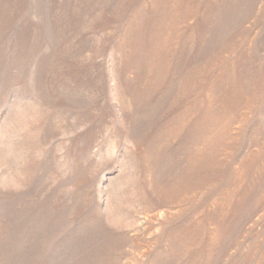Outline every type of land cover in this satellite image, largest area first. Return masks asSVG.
Returning a JSON list of instances; mask_svg holds the SVG:
<instances>
[{
    "label": "rangeland",
    "instance_id": "1",
    "mask_svg": "<svg viewBox=\"0 0 264 264\" xmlns=\"http://www.w3.org/2000/svg\"><path fill=\"white\" fill-rule=\"evenodd\" d=\"M0 264H264V0H0Z\"/></svg>",
    "mask_w": 264,
    "mask_h": 264
}]
</instances>
